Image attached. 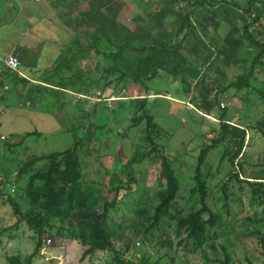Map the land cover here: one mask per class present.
<instances>
[{
  "label": "trees",
  "instance_id": "obj_1",
  "mask_svg": "<svg viewBox=\"0 0 264 264\" xmlns=\"http://www.w3.org/2000/svg\"><path fill=\"white\" fill-rule=\"evenodd\" d=\"M76 1L86 3L78 14L73 12ZM50 2L68 6L70 14L66 15V25L74 36L66 43L54 66L45 69L41 76L34 79L19 77L5 65L2 74L14 83L20 82L32 101L42 100L54 90L67 93L69 88H73V92L81 94L97 90L95 87L108 88L113 83L143 89L145 95L137 97L138 107L130 118V127L141 128L144 143L137 146L122 170L110 174L106 193L103 184L86 180L81 151L93 141L92 123L79 126L84 134L75 138L72 147L32 156L19 168L13 181L7 182L0 176V201L10 206L17 218L14 225L0 229V237L26 224L35 240L33 253L24 258L10 256L8 263L35 264V259L41 256L44 238L52 236L83 245V260L97 252L107 253L110 258L104 264H161V258L152 262L147 254L136 259L132 254V239L144 244L155 242L159 250L166 251L163 256H168V251L175 245H184L186 252H201L205 264H216V261L232 264L225 244L221 245L222 259L209 257L205 249L216 250L214 241L236 232L235 219H231L232 194L228 192L227 184L222 187L223 196L219 200L223 205L219 210L209 186L212 166L208 164V158L223 142L233 146V150L229 152L227 147L221 160L232 154L230 162L237 168L229 180L246 185L250 202L257 207L254 216L242 224L244 229L239 235L256 237L264 255V164L241 178L246 173V162L240 160L251 156L250 139L255 137L254 132L264 139V115L250 128L234 124L225 119L227 108H222L218 100L221 92L230 88L241 91L253 87L264 104V80L260 88H254L252 84L260 81L259 75L264 73V0H248L246 4L231 0H162L158 4L153 0L142 1L141 12L134 18V27L120 18L123 0ZM217 17L225 22H232V19L242 22L240 27L238 24L231 27L224 39L226 45L222 47L206 39L211 26L214 29L219 27ZM237 32L239 34L235 37ZM101 40L114 50L106 52V64L99 77L92 78L81 69L72 73L74 64L84 61L93 52H100L97 44ZM219 54L231 63H241L243 72L228 85L221 86L223 83L218 80L216 84L221 89L210 98L214 88L206 85L208 75L201 70L213 67ZM166 69L180 80L185 95L195 102L201 113L210 115L216 107L221 109L220 137L201 149L193 185L186 191L188 199L185 204H182L185 198L181 195L182 188L173 160L166 152V145L159 142L162 128L148 109V83L162 76ZM66 71L71 73L67 75ZM221 74L222 78L227 77L224 70ZM81 84L83 87L79 89ZM38 134L30 132L26 137ZM25 139L18 143H0L14 151L16 146L23 145ZM149 160L158 165L155 183L152 189L140 191L135 188L138 180L134 176V167ZM26 174L28 178L22 183ZM7 184L18 187L21 193L18 190L17 193L15 190L16 194L6 192Z\"/></svg>",
  "mask_w": 264,
  "mask_h": 264
},
{
  "label": "rangeland",
  "instance_id": "obj_2",
  "mask_svg": "<svg viewBox=\"0 0 264 264\" xmlns=\"http://www.w3.org/2000/svg\"><path fill=\"white\" fill-rule=\"evenodd\" d=\"M142 1L148 0H123L124 7L120 14L122 22L134 27V18L141 12ZM153 1L158 4L162 0ZM231 1L241 4L248 2V0ZM85 6L84 1H76L73 7L74 14H78ZM67 13L70 14L67 5H54L50 0H0V108L3 111L0 113V131L17 143L20 139L26 138L23 145L16 146L14 151H9L8 146L0 143V176L7 182L13 181L19 168L32 156H41L72 147L75 138L84 134L83 128L80 129L79 126L92 123L93 141L82 149L81 155L86 180L103 184V191L106 193L110 174L122 170L137 146L144 143L141 128L130 127V118L138 107L137 97L145 95L143 89H132L130 85L117 86L116 83L104 89L95 87L97 90H103V99L93 105L89 102H79L73 88L68 89L70 93L54 90L42 100L32 101L27 97V91L20 82L14 83L11 78L2 74L5 67L1 59L18 49L22 52L19 55L22 62L21 69L29 78H37L45 69L54 66L66 43L74 36L72 29L66 25ZM231 15L230 13L229 16ZM216 20L220 22L219 27L214 29L211 26L206 39L209 43L213 45L218 43L217 45L222 47L226 45L224 39L231 27L234 24L240 27L242 22L235 19H232V22H225L219 17ZM262 22L264 24V19ZM247 44L245 42V45ZM97 49L100 52H93L84 61L74 64L71 72L81 69L92 78H98L106 64L104 58L106 52L114 48L101 40L99 45L97 44ZM222 70L227 77H221ZM71 72L66 71L65 74L69 75ZM201 72H206L208 75L205 83L214 88L210 94V98H213L215 91L221 89L220 85L216 84L218 80L219 83H223L221 86L228 85L243 72V67L241 63H231L219 54L213 67L208 69L204 67ZM162 73V76L148 83L150 87L148 109L162 128L159 142L166 145V152L173 160L182 188L181 195L185 198L182 204H185L188 199L186 191L193 185V175L201 149L220 137L221 109L216 107L210 115L201 113L196 109L195 102L193 103L185 95L180 80L175 79L168 69ZM259 77L260 81L252 83L254 88L263 85L264 73ZM5 85L10 89L5 91ZM82 87L81 84L79 89ZM218 100L224 104L221 105L222 108L224 106L227 108L225 119L234 124H242L250 128L264 115V104L253 87L241 91L230 88L224 93L221 92ZM249 131L251 136V129ZM30 132L39 134L26 137ZM254 134L255 137L250 139L251 156L240 159L246 162L244 165L246 173L242 174L241 178L247 177L253 169L264 164V139L259 133L254 132ZM227 147L229 152H232L233 146H227V143L223 142L209 155L208 164L212 166L209 186L215 196L216 208L219 210L223 205V201L219 200L223 196L222 187L227 184L228 192L232 194L231 219L233 221L235 219L236 232L214 241L216 250L209 247L205 249L209 257L222 259L221 245L225 244L230 251L232 264H249V262L264 264V255L258 239L239 235L244 229L242 224L247 218L254 216L257 207L251 204L246 185H241L236 180H229L231 173L237 171V168L230 162L232 154L221 160ZM157 166L156 162L149 160L134 167V176L138 180L136 189L140 191L152 189ZM107 170L109 173H106ZM27 178L28 175H24L22 183ZM15 190L16 193L17 190L21 193L18 187ZM16 221L12 208L0 201V229L14 225ZM50 238L41 256L35 259V264H104L110 258L107 253L97 252L83 260L85 247L79 242L52 236ZM132 240L134 242L132 254L136 259L147 254L151 256L152 262L161 258V264L206 263L201 252H186L184 245H175L168 251V256H163L166 251L159 250L155 242L144 244ZM0 242V264H9L10 256L19 255L24 258L35 249L33 233L26 224H22L15 231L5 233L0 237ZM216 264L221 263L216 261Z\"/></svg>",
  "mask_w": 264,
  "mask_h": 264
},
{
  "label": "built area",
  "instance_id": "obj_3",
  "mask_svg": "<svg viewBox=\"0 0 264 264\" xmlns=\"http://www.w3.org/2000/svg\"><path fill=\"white\" fill-rule=\"evenodd\" d=\"M3 63L5 67L10 70L13 73L18 74L19 77H27L25 73L22 71V62L17 54H11L8 57L3 59ZM9 86L5 85L4 90L7 91L9 90ZM80 95V96H79ZM77 97L81 100H84L85 102H89L90 104H97L100 103L103 99V92L100 90H95V91H89V92H84L81 94H77ZM224 105V104H222ZM0 113H3V111L0 108ZM7 141H13L9 136L3 135L0 131V142H7ZM12 186L10 184H7V187L5 188L6 192H15V188H11ZM5 198H7V194H4ZM51 238L49 236H46L43 240L44 247L47 242H50ZM43 247V248H44Z\"/></svg>",
  "mask_w": 264,
  "mask_h": 264
},
{
  "label": "crops",
  "instance_id": "obj_4",
  "mask_svg": "<svg viewBox=\"0 0 264 264\" xmlns=\"http://www.w3.org/2000/svg\"><path fill=\"white\" fill-rule=\"evenodd\" d=\"M14 53H16V54L19 56L22 52H21V49H18L17 51H11V52L9 53V55L14 54ZM9 55H5V56H3L2 59L8 57ZM19 58H20V57H19ZM2 59H1V60H2Z\"/></svg>",
  "mask_w": 264,
  "mask_h": 264
}]
</instances>
